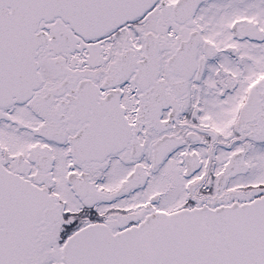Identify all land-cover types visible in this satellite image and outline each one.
Returning <instances> with one entry per match:
<instances>
[{"label": "snow or ice", "instance_id": "snow-or-ice-1", "mask_svg": "<svg viewBox=\"0 0 264 264\" xmlns=\"http://www.w3.org/2000/svg\"><path fill=\"white\" fill-rule=\"evenodd\" d=\"M0 264H264V0H0Z\"/></svg>", "mask_w": 264, "mask_h": 264}]
</instances>
